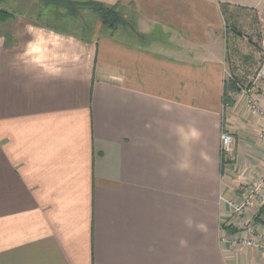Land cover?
I'll return each mask as SVG.
<instances>
[{
    "label": "crops",
    "instance_id": "1",
    "mask_svg": "<svg viewBox=\"0 0 264 264\" xmlns=\"http://www.w3.org/2000/svg\"><path fill=\"white\" fill-rule=\"evenodd\" d=\"M95 1L125 23L0 1L12 15L0 22V264H264V250L222 240L220 200L264 170V120L242 91L253 78L224 101L238 40L220 4L264 24V0ZM26 25L44 29L41 65L18 59ZM191 127L199 138L185 140Z\"/></svg>",
    "mask_w": 264,
    "mask_h": 264
},
{
    "label": "built area",
    "instance_id": "2",
    "mask_svg": "<svg viewBox=\"0 0 264 264\" xmlns=\"http://www.w3.org/2000/svg\"><path fill=\"white\" fill-rule=\"evenodd\" d=\"M260 52L262 58L259 67L248 88H243L242 91L248 108L264 120V92L257 94L251 90L258 82H264V34L260 42ZM260 136L264 139V129L260 131ZM233 146V136L225 130L221 131V154L230 156ZM220 200L230 212V219L221 224L225 232L222 240L234 246L243 245L264 250V223L258 224L254 219V216L264 213V170L246 183L244 195L239 200L226 197H220ZM227 227L231 229L230 232H227Z\"/></svg>",
    "mask_w": 264,
    "mask_h": 264
},
{
    "label": "rangeland",
    "instance_id": "3",
    "mask_svg": "<svg viewBox=\"0 0 264 264\" xmlns=\"http://www.w3.org/2000/svg\"><path fill=\"white\" fill-rule=\"evenodd\" d=\"M234 18L229 19L227 16V20L230 24L233 23L234 27L237 31L240 32V36H236L233 31L229 29V38H234L238 40V42H231V44L236 45L238 48V53L231 55L232 65L233 69L231 68L227 69V89L225 96L230 98L232 100V93L231 92H238L241 89V86H246L248 84V81H250L258 68L259 64V55H255L253 51L260 52V42L262 39V36L264 34V24L260 23L257 20V17L254 13L250 14L247 12H244L242 10L235 11ZM247 13V14H246ZM231 20V21H230ZM253 42V51L249 52L246 47V45L250 44V42ZM245 46V47H244ZM250 46V45H249ZM230 50L232 51V48L230 46ZM233 52V51H232ZM231 52V53H232ZM250 53V54H249ZM255 55V58H254ZM236 69H239L242 71H246L247 77H245L244 80L241 78L244 77L240 74V71H236ZM234 84L235 88L238 90L232 89V85Z\"/></svg>",
    "mask_w": 264,
    "mask_h": 264
},
{
    "label": "trees",
    "instance_id": "4",
    "mask_svg": "<svg viewBox=\"0 0 264 264\" xmlns=\"http://www.w3.org/2000/svg\"><path fill=\"white\" fill-rule=\"evenodd\" d=\"M2 1V0H0ZM44 3L53 4L56 6H61L66 9L69 13H76L80 8H88L91 10L100 20L102 25L107 26L109 28H114L118 25H122L125 23L124 17L120 14V12L114 6H108L103 3L97 2L95 0H42ZM227 6L226 3H221L220 8L222 14L225 16L226 28L227 31L229 29L233 31L236 35L240 36V32L236 30L233 23L230 24L227 20ZM11 14L4 10L0 9V22L11 18ZM232 89L238 90L235 88L234 84L232 85ZM226 90L224 93V101L225 103H232V100L225 96ZM227 230L230 232L231 229L227 227Z\"/></svg>",
    "mask_w": 264,
    "mask_h": 264
},
{
    "label": "clouds",
    "instance_id": "5",
    "mask_svg": "<svg viewBox=\"0 0 264 264\" xmlns=\"http://www.w3.org/2000/svg\"><path fill=\"white\" fill-rule=\"evenodd\" d=\"M26 30L29 34L34 35V39L27 42L24 51L19 55L18 59L25 65H41V52L43 49L40 47V43L44 41L43 35H35L36 33H43L44 29H37L33 25H26ZM49 35L55 39H60L58 34L49 32ZM39 42V43H38ZM181 133L184 134L185 140H195L199 138V131L191 127L188 129L187 133H184L183 129H180Z\"/></svg>",
    "mask_w": 264,
    "mask_h": 264
}]
</instances>
